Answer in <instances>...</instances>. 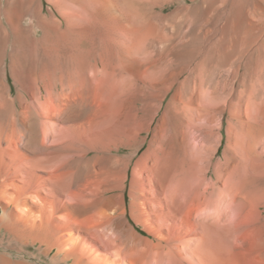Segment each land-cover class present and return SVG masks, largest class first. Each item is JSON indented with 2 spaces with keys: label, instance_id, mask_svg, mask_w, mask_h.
<instances>
[{
  "label": "rangeland",
  "instance_id": "rangeland-1",
  "mask_svg": "<svg viewBox=\"0 0 264 264\" xmlns=\"http://www.w3.org/2000/svg\"><path fill=\"white\" fill-rule=\"evenodd\" d=\"M256 6L263 1L0 0V255L236 264L239 216L264 222V36L242 43L259 24ZM67 30L89 32L86 83ZM45 31L57 34L50 44Z\"/></svg>",
  "mask_w": 264,
  "mask_h": 264
},
{
  "label": "bare ground",
  "instance_id": "bare-ground-1",
  "mask_svg": "<svg viewBox=\"0 0 264 264\" xmlns=\"http://www.w3.org/2000/svg\"><path fill=\"white\" fill-rule=\"evenodd\" d=\"M261 1H263V3H264V0H261ZM236 3V2H235ZM246 3H248V2H246ZM244 8V7H243ZM25 9H27V7L25 8ZM8 10H10V9H8ZM8 10H6L5 11V14H7V12H8ZM240 10V9H239ZM28 11V10H27ZM251 11V10H250ZM29 12H31V11H29ZM11 13H12V11H11ZM25 13V12H24ZM251 13V12H250ZM4 14V13H3ZM10 14V13H9ZM29 14H31V13H29ZM254 14H255V16L256 17H258V19H259V24L257 25V28H255L254 26H252V29H248L247 30V32H248V34L246 35V37L243 39V41H242V43L245 45V47H247V46H249V45H252V44H255V43H257V42H260L259 40H261L262 39V37L264 36V7L263 6H256V8H255V10H254ZM253 14V15H254ZM23 15H25V14H22V15H20L19 17H18V19L19 20H21L22 19V17H23ZM104 15V14H103ZM32 16H33V14H32ZM112 16V15H111ZM115 17V16H114ZM127 17V16H126ZM2 18V14L0 13V30H1V32H2V28L5 26V22L6 21H4V20H2L1 19ZM6 18V17H5ZM15 18V17H14ZM33 18H34V20H35V24L36 25H38V26H42L43 24H44V22H43V19H42V17L38 14V15H36V16H33ZM111 18H113V17H111ZM32 19V18H31ZM101 19V18H100ZM117 19V18H116ZM131 19H132V16H131ZM256 19V18H255ZM112 20V19H111ZM125 20H127L128 22H129V20L126 18ZM105 21V20H104ZM120 22V21H119ZM121 22L123 23V21L121 20ZM120 22V23H121ZM125 23H126V21H124ZM19 22H17V24H18ZM121 23V24H122ZM125 23H124V25H125ZM131 23V22H130ZM8 24V23H7ZM120 25V24H119ZM129 25V24H128ZM123 26V25H122ZM126 27V26H125ZM10 28V27H9ZM130 28V27H129ZM125 29V28H124ZM127 29V28H126ZM56 30V29H55ZM134 30V29H133ZM12 31V30H11ZM131 31V30H130ZM0 32V33H1ZM229 32V31H228ZM233 32V31H232ZM53 33V32H52ZM52 33H50V32H44V38H43V40L42 41H44V43L45 44H50V42L52 41V39L54 38V35H56L57 36V34L55 33V34H52ZM88 33L89 32H87V31H83V32H75V31H73V30H67L66 32H65V37H66V39L64 38V40H67V41H69L70 43H68L69 45H72V46H74V47H76L77 49H78V53L76 54L77 56L76 57H79V59L81 60V62H79V69H80V72H79V74L80 73H82L83 74V80H85V76H87V70H88V68L89 67H87V66H89V65H87V51L89 50L88 49V45L87 44H89V43H86L87 41H86V39H87V35H88ZM119 33V32H118ZM231 32H229L228 34H226L225 33V35H229ZM6 34V33H5ZM10 35V34H9ZM233 35V34H232ZM21 36V35H20ZM124 36V35H123ZM122 36V37H123ZM1 37V36H0ZM61 37V36H60ZM60 37H58V38H60ZM89 37V36H88ZM5 38V37H4ZM4 38H3V42L0 44V45H2V47L0 48V49H2L3 48V50L4 51H6V48H7V44H8V42L6 41V39L4 40ZM57 38V39H58ZM124 38V37H123ZM62 39V38H61ZM119 39V38H118ZM118 39H117V42H119L118 41ZM165 39V38H164ZM55 40V39H54ZM126 40V39H125ZM125 40H123V41H125ZM1 41V40H0ZM123 41H121V44L123 43V45L124 46H126L125 44H124V42ZM166 41H168V40H166ZM53 42V41H52ZM162 42H164V41H162ZM43 43V42H42ZM56 43V42H55ZM67 43V42H66ZM127 43V42H126ZM135 43V42H134ZM169 43V42H168ZM120 44V43H119ZM163 44V43H162ZM54 45H56V44H54ZM47 46V45H46ZM71 46V47H72ZM261 46L262 47H264V41L261 43ZM127 47V46H126ZM129 47V46H128ZM224 47H226V46H224ZM75 48V49H76ZM47 49V48H46ZM71 49H73V48H71ZM88 49V50H87ZM130 49V48H129ZM145 49V48H144ZM223 49H225V48H223ZM49 50H50V48H49ZM118 50V49H117ZM121 50V49H120ZM231 50V49H230ZM48 51V50H47ZM55 49L52 47V49L49 51V55H50V58L52 57V61H53V63H54V58H55ZM75 51V50H74ZM143 51V50H142ZM89 52V51H88ZM91 52V51H90ZM131 52V51H130ZM241 52V51H240ZM119 53V52H118ZM125 53H128V51L127 52H125ZM125 53H123V52H120V55H121V57H123V58H127V56H126V54ZM134 53V52H133ZM132 53V54H133ZM224 53V52H223ZM129 54V53H128ZM127 54V55H128ZM132 54L129 56V57H133L132 56ZM14 55V54H13ZM238 55H239V53H238V51H235V50H233V51H231V52H225L224 53V56H223V60L221 61V65L222 66H226V65H228V64H230L231 62H232V60L234 59V58H236V57H238ZM75 56V55H74ZM76 57H75V59H76ZM128 57V58H129ZM221 57V56H220ZM263 57H264V55H263ZM3 58V57H2ZM127 58V59H128ZM183 58V57H182ZM132 59V58H131ZM218 59V58H217ZM263 59V58H262ZM1 60V59H0ZM219 60V59H218ZM264 60V59H263ZM125 61H127V60H125ZM77 62V61H76ZM124 62V61H123ZM233 63V62H232ZM231 63V64H232ZM124 64V63H123ZM234 65V64H233ZM53 66V65H52ZM217 66V65H216ZM215 66V67H216ZM260 67V66H259ZM226 68V67H225ZM263 68V67H262ZM90 70V69H89ZM88 70V71H89ZM213 71V70H212ZM212 71H210V72H212ZM262 71H264V70H262ZM209 72V71H208ZM209 72V73H210ZM214 72V71H213ZM217 72V70L214 72V73H216ZM213 73V74H214ZM211 74V73H210ZM209 75V74H208ZM263 75V74H262ZM81 76V75H80ZM210 76H212V74L210 75ZM209 77V76H208ZM82 78V77H81ZM82 80V81H83ZM84 83H86V80L84 81ZM245 84V83H244ZM84 86H85V84H84ZM253 86V85H252ZM254 87V86H253ZM258 93V92H257ZM256 93V94H257ZM254 92H253V90L251 89L250 90V92H249V97L250 98H254V97H257V95H256ZM242 96V95H241ZM258 104H259V102H258ZM256 105V101H254V102H252V101H248L247 102V108L248 109H250V108H252L253 106H255ZM261 105V104H260ZM262 106V105H261ZM261 106H259V107H261ZM258 109V108H257ZM261 109H262V107H261ZM264 110V109H263ZM11 111H13L12 110V108H11ZM264 112V111H263ZM7 113H10V110H9V112H7ZM1 116V115H0ZM70 116V115H69ZM73 116V115H72ZM75 116V115H74ZM12 118V117H11ZM13 120V119H12ZM155 166V165H154ZM167 170H165V172H166ZM169 171V170H168ZM171 171V170H170ZM169 171V172H170ZM174 171V170H173ZM165 172H163V173H165ZM168 172V173H169ZM172 172V171H171ZM151 173V172H150ZM152 174V173H151ZM172 174H173V172H172ZM167 175H169V174H166V176ZM166 176H165V180H167L166 179ZM169 176H171V174L169 175ZM169 176H167V177H169ZM163 178H164V176H162ZM155 178V177H154ZM152 183H153V181H152ZM158 183V182H157ZM162 183H164V180H163V182ZM161 182H160V185H161V187H162V184ZM253 184V186L254 185H257L258 184V186L261 184L260 182H258V181H256V180H250V179H247V180H245L244 181V186L246 187V186H248V184ZM165 184V183H164ZM158 187V186H157ZM163 188H164V186H163ZM244 188V187H243ZM262 188V187H261ZM160 191V190H159ZM241 191H242V189H241ZM207 192V191H206ZM247 192H248V189H247ZM252 193V192H251ZM206 194V193H205ZM240 194V193H239ZM252 194H254V193H252ZM202 195H204V194H201V196ZM200 196V197H201ZM238 196H242V198L241 197H238ZM238 196H235V197H237V198H241V200H242V206L244 205V207L243 208H245V206H247V204L250 202H252V201H249V195H247V193L244 191V193H242V194H240V195H238ZM234 197V196H233ZM251 197H252V195H251ZM118 198V197H117ZM115 199V200H117V201H119V198L118 199ZM237 198H236V200H237ZM233 200H234V198H233ZM236 200H234L235 202H236ZM251 200V199H250ZM232 201V200H231ZM116 202V201H115ZM221 202V201H220ZM120 203V202H119ZM119 203H117L118 205H121V204H119ZM249 203V204H250ZM240 204V203H239ZM248 204V205H249ZM119 207V206H118ZM247 207H249V206H247ZM190 208V207H189ZM192 208V207H191ZM195 208V207H194ZM249 209V208H248ZM192 210V209H191ZM220 211H221V209H220ZM250 211V210H249ZM247 212L248 214H251V212ZM192 212H194V211H192ZM223 212V211H222ZM245 212V211H244ZM221 213V212H220ZM219 213V214H220ZM254 213V212H253ZM189 214H191V213H189ZM217 215V216H219L218 217V219H219V222H220V217H221V219H223L224 217L223 216H221V215ZM222 215H224L223 213H221ZM248 214H245V216H247ZM242 215H243V213H242ZM189 217H191V215L189 216ZM195 217H197V216H195ZM248 217H249V215H248ZM238 218V217H237ZM239 218H242L243 220H245V218L247 219V221H249L248 220V218L247 217H240L239 216ZM196 219V218H195ZM242 219H240V220H242ZM252 219V218H251ZM203 220V219H202ZM205 220V219H204ZM224 220H226V219H224ZM238 220V219H237ZM242 220V221H243ZM223 221V220H222ZM221 221V222H222ZM237 222V224H236V227H237V243H236V248L235 249H237V260H236V264H264V222ZM33 233V232H32ZM33 235V234H32ZM28 236V235H27ZM38 236V235H37ZM39 236H41L40 234H39ZM38 239V238H37ZM70 252V251H69ZM74 252V251H73ZM72 255V254H71ZM75 256V255H74ZM76 257V256H75ZM78 258V257H77ZM76 259V258H75ZM79 259V258H78ZM81 261V260H80ZM83 261V260H82ZM85 263V262H84ZM0 264H26V263H22V262H13L12 261V259H9L7 256H5V255H0Z\"/></svg>",
  "mask_w": 264,
  "mask_h": 264
}]
</instances>
